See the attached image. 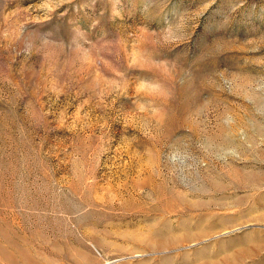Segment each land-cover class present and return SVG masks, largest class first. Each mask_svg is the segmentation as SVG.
<instances>
[{
  "label": "rangeland",
  "instance_id": "obj_1",
  "mask_svg": "<svg viewBox=\"0 0 264 264\" xmlns=\"http://www.w3.org/2000/svg\"><path fill=\"white\" fill-rule=\"evenodd\" d=\"M0 264H264V0H0Z\"/></svg>",
  "mask_w": 264,
  "mask_h": 264
}]
</instances>
